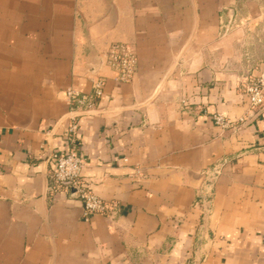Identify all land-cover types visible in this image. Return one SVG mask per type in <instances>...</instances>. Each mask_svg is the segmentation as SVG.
<instances>
[{
	"label": "crops",
	"instance_id": "obj_1",
	"mask_svg": "<svg viewBox=\"0 0 264 264\" xmlns=\"http://www.w3.org/2000/svg\"><path fill=\"white\" fill-rule=\"evenodd\" d=\"M115 43L131 83L102 64ZM263 72L264 0H0V264H264V107L244 95ZM96 77L74 136L64 92ZM70 151L111 216L57 187Z\"/></svg>",
	"mask_w": 264,
	"mask_h": 264
},
{
	"label": "built area",
	"instance_id": "obj_2",
	"mask_svg": "<svg viewBox=\"0 0 264 264\" xmlns=\"http://www.w3.org/2000/svg\"><path fill=\"white\" fill-rule=\"evenodd\" d=\"M102 64L116 74L117 82L131 83L137 71V55L134 47L128 43L112 44L102 56ZM244 95L252 111H258L264 107V72L259 77L246 83ZM66 103L69 107L71 126L69 132L77 135L80 123L89 117L95 116L101 102L106 98L103 77L92 80L91 93H84L75 88H67L64 92ZM213 122L222 132L231 130L236 123L226 116L217 113L213 116ZM240 119L238 124H244ZM55 164L52 177L58 188L75 191V198L82 202L83 219L89 221L91 217L111 216L118 210L117 204H109L99 198L91 186L83 180V172L86 162L73 151L52 155ZM220 175V167L211 170L206 177L203 191L200 193L202 204L208 203L212 195V188Z\"/></svg>",
	"mask_w": 264,
	"mask_h": 264
},
{
	"label": "water",
	"instance_id": "obj_3",
	"mask_svg": "<svg viewBox=\"0 0 264 264\" xmlns=\"http://www.w3.org/2000/svg\"><path fill=\"white\" fill-rule=\"evenodd\" d=\"M205 209L207 210V208L205 207Z\"/></svg>",
	"mask_w": 264,
	"mask_h": 264
}]
</instances>
